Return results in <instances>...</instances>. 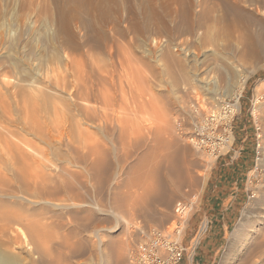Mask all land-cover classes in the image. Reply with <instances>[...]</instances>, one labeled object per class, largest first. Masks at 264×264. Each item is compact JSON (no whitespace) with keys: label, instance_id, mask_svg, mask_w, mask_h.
<instances>
[{"label":"rangeland","instance_id":"obj_1","mask_svg":"<svg viewBox=\"0 0 264 264\" xmlns=\"http://www.w3.org/2000/svg\"><path fill=\"white\" fill-rule=\"evenodd\" d=\"M164 1L177 33L159 47ZM241 5L250 21L229 33L223 0H0V261L128 264L135 227L173 231L174 206L183 200L181 241L206 190L215 178L232 179L235 168L245 192L216 264H245L242 252H228L241 213L263 197L264 53L249 54L242 36L250 29L264 47V0ZM189 8L194 21L204 16L196 33L176 14ZM168 52L189 69H172ZM93 107L98 116L87 114ZM36 125L43 138L34 135ZM199 140L214 156L190 168L195 183L176 173L166 178L162 156L175 149L169 143L195 149ZM156 165L165 167L158 175ZM10 210L37 221L35 237L53 242L36 250L29 221L8 222Z\"/></svg>","mask_w":264,"mask_h":264},{"label":"bare ground","instance_id":"obj_2","mask_svg":"<svg viewBox=\"0 0 264 264\" xmlns=\"http://www.w3.org/2000/svg\"><path fill=\"white\" fill-rule=\"evenodd\" d=\"M223 2H224V6H225V9L223 10V13H222V23L224 24V30L226 32L230 33V31L235 30L237 28H241V27L244 28L243 25H246L250 21L251 17H250V13L247 11V9L243 5H241V0H223ZM169 4L170 3L165 2V1L162 2V4H160V8H159V11H158V14H157V18H158V22H159V26H160V28H159L160 29L159 30L160 40H158L159 47H162L164 45V43H163L164 41L162 39L164 37V35H168L170 37V34L177 33L176 30L171 29L170 26L167 24L165 16H164L165 14L163 13L164 9H165L164 7L168 8ZM97 7L100 8L99 6H97ZM171 11H172V9H171ZM176 14H177V16L182 14V17L185 20L184 24L186 23L187 30L190 33H193L196 30H199V29H201L203 27L202 26L203 24L201 23L202 22L201 20L204 17L203 14L200 13L199 15H197V20L194 21L191 18L192 14H193V9L192 8H189L187 10L185 9L182 13L180 11H178V12L176 11ZM207 15H208V13L206 14V16ZM180 17H181V15H180ZM206 19H208V18H206ZM207 29H209V28H207ZM245 31L246 32H244L242 38H243V41L246 42V45H247V48H248V53L252 54L253 56L262 55L264 53V49H263L264 47H263V44H262L263 43L262 39L260 37L256 36V35H254V33L250 29H245ZM170 39H172V38H170ZM202 42H203V40H202ZM182 43H181L180 49L182 51H186V47H187L186 42H184L183 44ZM188 43H190V42H188ZM165 60L169 63V65L172 67V69H173L174 66H179L180 69L188 68V67H186L187 65H185L186 64L185 62H184L185 63L184 64L183 62H181L180 59L176 58L170 52H168L167 55L165 56ZM90 95H92L93 98L96 99L97 101L102 98L100 95H98L97 93L94 92V89H93V94H90ZM81 96L88 97L89 93L81 94ZM197 97L199 99L198 95H197ZM103 102L105 104H107L109 102V98H108V96L106 94H104ZM87 114H89V116L91 114H93V116L94 115L98 116V111H97V109L95 107H93L92 109H89L87 111ZM36 128H38L37 129L38 133L36 132L38 135L33 133L36 137L37 136H41V135L45 136L44 131L41 128H39L38 126ZM10 133H11V135H13L11 131H10ZM43 137L41 136V138H43ZM28 141H27V139L24 140V144L26 146H28V147L34 146V144H30V143H32L31 141H29V142ZM174 143L175 142H173L172 144L169 143V145L175 147L173 152H168V154H165V156H162L163 157L162 160L165 161V163L163 165H165L166 168L162 167V166H161V168L162 169L165 168L164 170L166 171V173H164V174L166 175V178H167V176L169 178L170 174L173 175V173H176V174L180 175V178L189 177L191 179V181H194V183H195V181L198 179V177H194V176H192L193 174L192 175L190 174V172H189L190 168L195 167V166H201L202 162H204V163L208 162V159H211L212 156H214L213 155L214 152L212 151L213 149L211 150V152L210 151L206 152L207 148H208V145H209L208 144L209 142L205 141V140L203 142L201 140L195 141L194 142L195 149H188V147L187 148H185V147L184 148L183 147L180 148V147H178L177 144H174ZM13 144L14 143H12V145ZM158 144H160V143L156 142L155 146L153 147L155 149V154L156 155H158V151H159L157 149V147H158L157 145ZM8 145L10 146V144H8ZM12 145H11V147H12ZM16 145H18V144H15L13 146L14 150L16 149V147H15ZM18 146H20V145H18ZM33 148H36L37 151H39L38 147L35 146V147H32V149ZM17 149L19 151L21 149V146L19 148H17ZM10 151H12V150H10ZM22 151H24V149L20 150V152H22ZM20 152H18V154ZM26 153H28V152H26ZM41 153L44 154L42 152V150H41ZM151 154H153V151L148 153V156L152 157ZM19 155L22 156L21 153ZM23 156H22V158H23ZM26 156H28V158L30 157L29 155H26ZM162 157H160V158H162ZM23 159H25V158H23ZM30 159L33 160V158H31V157H30ZM33 161H35V160H33ZM38 166H37V168H38ZM95 166H97V164H95ZM156 166L157 167H155L154 172L156 173V175H158L159 174V170L161 168L158 165H156ZM179 169L186 170V173H185L184 176L181 175V173L179 172L180 171ZM37 173H35V174L38 175ZM174 213H175V206H174ZM177 213H180V211H178ZM6 216L7 217L5 219L8 220V222L11 219H14L16 217L23 218V219H26V220L29 221V223L27 225V228H28V231H29L32 239L34 240V241L32 240V243H33V245H34L36 250L37 249L42 250L43 246L45 244H47V243L50 244V243L53 242L52 241L53 240L52 236L47 235V234L39 235V236L35 237L36 230H37L36 228L39 226L37 221L30 220V219H28L27 216H24L23 214L22 215L18 214L17 212H13L11 210L6 214ZM179 218H180V215L177 214L176 215V219H175L174 222H176ZM2 228L3 227L0 226V233L4 230ZM168 228L170 229V226H168ZM63 242L69 243V240L65 239ZM230 242H231V247L229 248V252H228L229 254L231 252L236 253L237 251L238 252H242V260L245 262V264H264V190H263V197H262V199L259 200L258 208H255V209L254 208H245L244 211L241 213L240 219L238 220V222H237V224L235 226V230H234L233 234L231 235ZM239 248L241 249V251H240ZM39 256L42 257L43 255H39ZM49 256H51V255H49ZM62 256L63 255H58L54 259H61ZM29 259L30 260L33 259L32 255L29 256ZM0 264H9V263L0 261Z\"/></svg>","mask_w":264,"mask_h":264},{"label":"crops","instance_id":"obj_3","mask_svg":"<svg viewBox=\"0 0 264 264\" xmlns=\"http://www.w3.org/2000/svg\"><path fill=\"white\" fill-rule=\"evenodd\" d=\"M235 173L233 168L232 179L215 178L201 197L199 208L192 213L184 230L181 241L183 255L176 264H216L227 224L245 192L236 187L238 179L234 180Z\"/></svg>","mask_w":264,"mask_h":264},{"label":"built area","instance_id":"obj_4","mask_svg":"<svg viewBox=\"0 0 264 264\" xmlns=\"http://www.w3.org/2000/svg\"><path fill=\"white\" fill-rule=\"evenodd\" d=\"M178 211L180 213H177ZM175 213L179 214L180 218L173 231H170L168 227L156 228L145 224L134 228L136 241L129 250L128 264H176L181 260L182 240L178 241V238L182 236L181 228L186 225L187 203L183 200L177 201Z\"/></svg>","mask_w":264,"mask_h":264}]
</instances>
